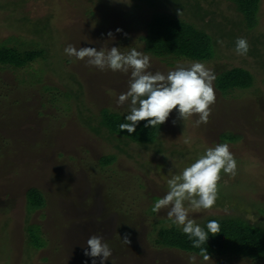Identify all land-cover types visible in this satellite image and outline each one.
<instances>
[{
  "label": "rangeland",
  "instance_id": "rangeland-1",
  "mask_svg": "<svg viewBox=\"0 0 264 264\" xmlns=\"http://www.w3.org/2000/svg\"><path fill=\"white\" fill-rule=\"evenodd\" d=\"M159 1L164 0H150L160 6L154 10L145 0H0V49L46 53L22 69L0 65V264H92L84 255L92 234L102 236L112 251L105 264H254L158 247L161 229L183 231L168 219L167 208L154 212L153 206L169 190V168L179 174L207 148L227 143L237 164L235 176L221 170L215 204L190 210L189 216L202 228L210 220L264 228V0L259 24L255 29L243 24L245 32L236 28L240 18L232 2ZM156 15L223 41L218 46L226 57L204 63L216 75V99L206 124L195 126L199 117L193 115L174 125V109L158 126L157 142L134 145L121 135L111 138L105 115H127L128 104L118 106L117 100L130 73L101 71L64 49L115 46L122 53L135 48L146 54L141 38ZM244 34L257 69L247 55L226 48ZM146 55L153 72L192 63L167 64ZM238 68L251 71L253 87L221 93L218 76ZM108 156L117 161L103 166L106 158L101 159ZM30 189L43 193L44 210L28 211ZM34 225L42 229L47 248L35 244L41 235L33 233ZM125 234L129 244L121 239Z\"/></svg>",
  "mask_w": 264,
  "mask_h": 264
},
{
  "label": "clouds",
  "instance_id": "clouds-1",
  "mask_svg": "<svg viewBox=\"0 0 264 264\" xmlns=\"http://www.w3.org/2000/svg\"><path fill=\"white\" fill-rule=\"evenodd\" d=\"M177 11L180 16V10ZM116 32H122V29L117 28ZM107 35L109 38L113 37L111 31ZM217 43L223 45L221 40ZM248 51L246 38L238 37L235 41L236 54L247 55ZM64 52L78 60L87 58L88 65L95 66L101 71L110 69L114 72L130 73L127 90L121 93L117 100L118 106L128 104L125 116L127 122L119 125L120 131L126 130L131 135L141 121H147L145 127L156 128L168 120L174 109L176 110V119L172 121L174 125L178 120L185 121L193 115L199 117L195 121L197 127L209 120L210 106L216 99L213 88L216 75L202 62L195 61L187 66L178 64L174 70L162 73L158 70L151 71L150 57L135 48L122 53L119 47L115 46L98 50L95 47L77 49L69 44ZM236 168V160L229 150V145L215 144L207 148L203 155L179 174H173L172 168H169L170 179L167 181L169 190L153 206L154 212H159L163 208L168 209V219L182 228L183 233L192 240V246L201 249V255L206 260L210 257L206 248L201 246L207 242L209 233L215 235L219 232V222L208 221L205 231L195 219L190 218L189 211L210 209L217 199L221 170L235 176ZM121 239L126 244L130 243L127 234ZM84 255L92 258V264H97L96 258H99V264H105L112 251L102 236L92 234L86 241ZM194 260L195 256L190 257V261Z\"/></svg>",
  "mask_w": 264,
  "mask_h": 264
},
{
  "label": "trees",
  "instance_id": "trees-1",
  "mask_svg": "<svg viewBox=\"0 0 264 264\" xmlns=\"http://www.w3.org/2000/svg\"><path fill=\"white\" fill-rule=\"evenodd\" d=\"M145 1L148 6L154 10L160 8L159 4L158 8H155L152 6L150 0ZM225 1L232 2L238 9L239 16L237 17L240 18V21L239 24L237 23L238 26L236 28L239 27L245 32L243 24L247 25L250 29H255L257 27L259 24L258 16L261 8V0ZM178 2H180V0H164L158 3L165 5ZM194 7L197 8L198 6L196 5ZM236 28L234 27V29ZM146 31L147 36L141 38V41L145 44L144 52L167 64L170 60L181 61L185 59L192 62L199 61L207 63L211 61L215 62L226 57L225 54H222L217 40L213 35L210 37L208 34L200 32L187 23L171 19L164 15L152 17V20L146 25ZM244 36L245 34L239 37L244 38ZM246 38L248 39L249 37ZM236 39L234 38L231 40L235 43ZM226 48L230 51L231 48L235 49V46L232 41H230ZM45 55L46 53L44 52H27L21 54L17 50L3 47L0 49V65L4 66L6 69H22L29 63H33L37 59L45 57ZM247 56L255 61V68L257 69L255 57L253 56V59L251 55ZM250 72L251 71L246 69L238 68L219 75L217 78V89L220 92L222 91L221 93H224L227 90L231 92L237 89L246 90L252 88L254 78ZM105 115L106 125L111 130L109 132L112 136L111 138L121 135L134 145L140 144L149 146L157 142L158 127H145L144 125L147 121L139 122L136 131L129 135L126 130L120 131L119 129L121 123L127 122L125 116L120 114L110 115V113H105ZM108 157L101 159L102 162L106 158L103 162V166L109 167L117 161V158L114 156ZM26 201L28 211L31 213L42 211L47 207L46 199L43 193L38 189H30L26 194ZM216 221H218L220 225L219 232L215 235L209 233L207 242L201 246L202 248H206L210 258L217 256L224 258L235 256L250 260L254 264H264V228L254 227L247 223L243 224L236 220ZM34 226L33 233L35 234L37 232V235L38 233L41 235L37 240L36 238L34 239L35 244L38 245L39 250L47 248V242L43 239L44 235L42 229L37 225ZM204 229L207 231L206 227ZM155 244L161 248L175 249L186 254L204 257L201 255V249L194 248L192 246V240L176 228L161 229Z\"/></svg>",
  "mask_w": 264,
  "mask_h": 264
}]
</instances>
